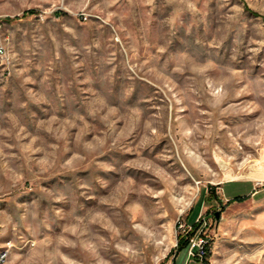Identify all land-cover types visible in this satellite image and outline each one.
Segmentation results:
<instances>
[{
	"label": "rangeland",
	"instance_id": "rangeland-1",
	"mask_svg": "<svg viewBox=\"0 0 264 264\" xmlns=\"http://www.w3.org/2000/svg\"><path fill=\"white\" fill-rule=\"evenodd\" d=\"M202 218L264 264V0H0L4 264H169Z\"/></svg>",
	"mask_w": 264,
	"mask_h": 264
},
{
	"label": "built area",
	"instance_id": "built-area-1",
	"mask_svg": "<svg viewBox=\"0 0 264 264\" xmlns=\"http://www.w3.org/2000/svg\"><path fill=\"white\" fill-rule=\"evenodd\" d=\"M1 52L4 53L3 48L1 49ZM198 221V226H196L195 229L194 227H190L187 231L188 234L193 232L192 235L186 238L188 242V259L189 261L195 259L201 262H205L211 253V244L209 236L206 234L208 222L205 218H202ZM7 254L8 253L6 250H0V264H4ZM189 261L185 264H189Z\"/></svg>",
	"mask_w": 264,
	"mask_h": 264
},
{
	"label": "crops",
	"instance_id": "crops-1",
	"mask_svg": "<svg viewBox=\"0 0 264 264\" xmlns=\"http://www.w3.org/2000/svg\"><path fill=\"white\" fill-rule=\"evenodd\" d=\"M230 182L241 183V184H243L244 186H246L248 188V193H246L244 195H237L236 197L233 198V197H231L232 195H230V196L226 195L225 187H222V189L224 190V193H225V196H226L227 200L230 201V202L234 201L236 203H239V202H241V201H243L245 199L250 198L251 196L257 195V193L259 192L254 184H251V183H248V182H241V181H230ZM237 198H244V199L243 200H241V199L239 200ZM180 256H181V250L177 249L173 260L169 264H178V259L180 258ZM185 263H182V264H185ZM204 263L205 264H209L208 262L207 263L204 262ZM189 264H190V262H189Z\"/></svg>",
	"mask_w": 264,
	"mask_h": 264
},
{
	"label": "trees",
	"instance_id": "trees-1",
	"mask_svg": "<svg viewBox=\"0 0 264 264\" xmlns=\"http://www.w3.org/2000/svg\"><path fill=\"white\" fill-rule=\"evenodd\" d=\"M237 199H241V200H243L244 198H237ZM187 244H188V242H187V239H185V238H181L180 240H179V243H178V250H182V249H184L186 246H187Z\"/></svg>",
	"mask_w": 264,
	"mask_h": 264
},
{
	"label": "water",
	"instance_id": "water-1",
	"mask_svg": "<svg viewBox=\"0 0 264 264\" xmlns=\"http://www.w3.org/2000/svg\"><path fill=\"white\" fill-rule=\"evenodd\" d=\"M217 218L219 219V213L216 214Z\"/></svg>",
	"mask_w": 264,
	"mask_h": 264
}]
</instances>
